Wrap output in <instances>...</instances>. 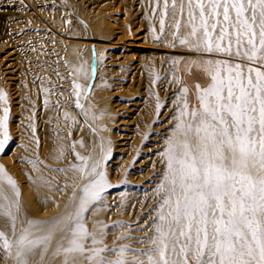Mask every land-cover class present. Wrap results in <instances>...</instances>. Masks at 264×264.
Wrapping results in <instances>:
<instances>
[{
	"label": "snow or ice",
	"instance_id": "1",
	"mask_svg": "<svg viewBox=\"0 0 264 264\" xmlns=\"http://www.w3.org/2000/svg\"><path fill=\"white\" fill-rule=\"evenodd\" d=\"M153 12L160 17L161 34L172 22L174 46L178 42L219 58L203 61L208 83L195 84V105L189 88L181 89L175 124L161 153L164 171L156 188L160 199L147 238L150 246L132 260L125 257L127 246L95 247L103 240L87 230L84 213L110 184L104 157L75 153L81 163L73 170L91 179L81 189L75 212L43 236L36 235L41 221L29 220L17 232L20 192L0 166V247L14 253L17 264H28L38 247L46 251L57 228L69 235L67 246L58 249L67 254L64 264H76L74 254L86 253L90 264H264V0H155ZM80 88L74 83V89ZM76 106L82 107L78 100ZM0 112L3 152L11 137L2 89ZM29 162L35 167V161ZM109 251L117 258L102 255Z\"/></svg>",
	"mask_w": 264,
	"mask_h": 264
},
{
	"label": "rangeland",
	"instance_id": "2",
	"mask_svg": "<svg viewBox=\"0 0 264 264\" xmlns=\"http://www.w3.org/2000/svg\"><path fill=\"white\" fill-rule=\"evenodd\" d=\"M23 1L6 2V0H0V54L4 56L5 53L3 52L8 49L11 50L13 47V44H6L9 34L12 32L9 28L12 27L13 13L23 12V16L19 18L20 24H23L21 29L23 33L29 32L27 35L31 36L30 41L24 39L23 42L33 43L30 50H23L22 54L26 53L25 55L21 54L17 61H13L9 72H6V69L3 68L5 65L0 62V89L6 92L8 97L10 109L9 135L11 137L5 145V150L0 152V166H3L6 173L16 181L19 192L21 189L19 175L21 168L26 171L35 170L37 183L43 189V193L57 192L63 196L69 193L71 201H73L72 212H75L79 197L82 195L81 189L88 181L76 194L71 188L68 190L65 182L71 179L74 174L73 165L77 163L75 153L81 152L85 146L80 144L83 136L92 137L93 134L96 135L97 133L93 130L97 127L100 133L96 139L104 144L110 143L108 149L104 147L97 158L93 157V159L104 157L103 170L107 174L110 186L105 188L103 192L111 194L114 191L119 194L108 197V199L111 198L110 201L107 200L109 202L100 205L91 204L88 211L84 213L85 225L90 233L96 234L98 238L103 240L102 244L95 245V247L118 249L121 246H127L128 250L125 252V257L132 260L138 253L150 246V244L145 243L148 242L147 238L152 234L150 225L152 217L155 216V206L160 199L156 194V188L161 181L148 190L146 187L142 188L146 181L137 182V188L139 184V189L145 191L135 197V204L130 205L129 202L133 198H129V188L135 189L129 181L130 173L137 167L132 168L134 158L128 157L127 153L121 157L125 151H118V144L122 141L118 138V133L125 131H118L122 127L118 123L100 129L96 124V119L99 116L101 106L110 110L111 101L115 97H118L119 100L134 102V100L142 97L140 92L146 90L147 87L150 95L145 106V111L148 113L145 117L150 119L149 124H157L161 121L159 118L164 113L166 115L162 121L166 124L169 132L165 136V142L163 141L162 146L157 151H153L157 153V156L152 160L153 163H160L159 166L164 171L161 153L166 147V139L171 135L175 124L173 117L176 115V109L179 106L178 98L181 95V89L182 87L189 88L192 104L195 105V87L191 88L186 84L185 79L177 72L173 58L151 56L143 61L145 66L143 72L142 70L141 72L138 71L135 73L136 76H133L130 91L126 92L125 88L121 87L122 92L109 96L112 94L109 89L113 90L116 85H110L105 79L98 83L99 87L105 89L104 98L99 99L93 96L91 91L99 70L108 67L104 61L105 53L109 51L107 43L120 41L117 39V36L120 35V32H117L119 26L128 25L131 28L132 36L136 34L145 35V37H150L155 41V36L159 35L160 40L165 44H173L172 32L174 29L171 27L172 22L169 21L168 30L161 34L160 17L153 12L155 0H36L35 4H39L38 7H43V11H33L32 15L29 14L32 7ZM4 14L9 15V21L2 19ZM124 14L128 15V20L124 19ZM101 21L105 22L103 27L97 25ZM126 37L124 36V38ZM156 48L146 49L159 53L169 52ZM122 49L115 47L112 51L119 53ZM98 51L100 59L97 58ZM216 58L219 57L207 55V59ZM132 61L133 58H128V60L120 61L114 67L120 66L123 69L124 65L130 64ZM127 71L130 72L131 69H127ZM163 75L166 77L161 79L167 78L168 90L172 91L157 93L158 86L161 85L158 82ZM191 79L192 86L197 83L206 86L208 83L206 74L204 78L194 75ZM74 83L80 84L81 88L74 89ZM128 83L129 81L126 84L128 85ZM77 100L82 107L76 106ZM157 104L160 105L159 108H157ZM125 113L121 116L131 115L130 112ZM66 115L69 118H66ZM117 116L114 117L117 118ZM30 125L34 126V131ZM20 128L25 133V141L22 139V142L19 136ZM37 140L39 146H37ZM143 140V142L141 141L142 144L150 142L147 138ZM23 142L24 145L21 146ZM85 150V157L86 155L90 157L87 153L89 151L87 145ZM116 156H119L117 160L121 164H114L113 166L121 165L122 175L112 183L110 167L105 168V165L110 164L115 159L113 157ZM152 156L153 154L150 155V157ZM29 161H35V167ZM135 163L136 161L133 162V164ZM145 171L141 170L140 172L144 173ZM5 188L6 193L11 196L12 193L7 185ZM137 208L141 209L135 219H132ZM114 215H120L118 220L112 219ZM17 216L19 218V212ZM135 227L136 231H133L132 228ZM101 229L103 235H101ZM121 237L125 238L121 239ZM110 242H112L111 247H109ZM87 244L93 247L90 239ZM3 250L0 247V252ZM39 250L40 247L28 256V263L41 256ZM109 252L102 253V255L117 258V253L108 255ZM7 255L12 258V264H17L14 253Z\"/></svg>",
	"mask_w": 264,
	"mask_h": 264
},
{
	"label": "bare ground",
	"instance_id": "3",
	"mask_svg": "<svg viewBox=\"0 0 264 264\" xmlns=\"http://www.w3.org/2000/svg\"><path fill=\"white\" fill-rule=\"evenodd\" d=\"M14 0H6V2H11ZM36 0H24L23 2L27 5L31 6V12L29 14L32 15V12L34 11H43V7L39 4H35ZM28 14V15H29ZM35 14V13H34ZM124 19L128 20V15L124 14ZM12 16V15H11ZM23 16V12H16L13 13V19L11 21L13 22L11 24L12 27L9 28L10 34L9 38H7L6 44H13L12 49L5 50L3 53H5L4 56L0 54V62L5 65L3 68L6 69V72L12 68L13 61H17L19 57H21V54L24 52L23 50H30L32 48L33 43L31 42H23L24 39L29 40L31 36L27 35L29 32H22L21 27L23 24H20L19 18ZM4 20L9 21V15H3ZM105 24L104 21L99 22L97 25L99 27H103ZM9 25V24H8ZM117 32H120V35L117 36V39L120 41H110L107 43V51L105 53V63L108 66L105 69H100L99 74L97 75V78L95 80V83L93 85V89L91 91V94L99 99L104 98L105 96V89L104 87H99L98 83L100 80L105 79L106 82H108L110 85H116L113 87V90L109 91L112 94H109V96L115 95L114 93H120L122 92L121 87L123 89L125 88V91H130V85L132 84L131 81L133 80V76H136V72H143L145 69L143 61L147 58H150L151 56H168L169 58H173L175 60V68L178 73L182 75V77L185 79V82L188 86L193 88L192 86V77L195 75L197 77L201 76L204 78L205 73L202 71L203 68V61L207 60V55L200 54L194 51L189 50L188 48L181 46L178 44V42H175L173 44H165L161 40H153L152 38H147L145 35L136 34L132 36L131 28L127 26H119V30ZM14 33V34H13ZM27 35V36H25ZM124 36H127L124 38ZM134 37V38H133ZM141 40V41H140ZM30 41V40H29ZM149 43V44H148ZM24 44V45H23ZM156 45V46H155ZM115 47H121L123 48L119 53L113 52L112 50ZM157 47V48H156ZM130 48V49H129ZM146 48H156L159 50L169 51L164 53H159L157 51H152ZM111 50V52H110ZM149 50V51H148ZM26 51V52H27ZM26 53L22 54L25 55ZM15 55V56H14ZM28 55V54H27ZM97 58L100 57L99 51L97 52ZM101 58V57H100ZM99 58V59H100ZM123 58L122 60H120ZM128 58H133V61L130 64L124 65L123 69L114 67L115 65H118L120 61L128 60ZM98 59V60H99ZM120 60V61H119ZM7 61V62H6ZM119 61V62H117ZM117 62V64H115ZM196 62V63H194ZM15 63V62H14ZM130 66V68H128ZM127 69H131L130 72L127 71ZM133 70V71H132ZM9 72V71H8ZM102 72V74H101ZM129 73V75H128ZM129 76V77H128ZM128 77V79H127ZM162 77L166 76H161ZM17 78V77H16ZM15 79V78H14ZM20 79V78H19ZM127 81H129L128 85L126 84ZM131 83V84H130ZM158 83L161 85L158 86L157 93H168L172 90H168L167 85V78L161 79ZM118 84H121L120 86H117ZM144 87V86H142ZM162 88V89H161ZM160 89V90H159ZM159 90V91H158ZM142 97L140 99H136L131 102H128V100H119L118 97H115L112 99V107L110 110H107L106 108H103L101 106L99 116L97 117L96 124L99 126L100 129L106 128L107 126H110L114 123H118L122 125L121 128L118 129V131H125L122 133H118V138L122 139L120 144H118V151L123 152L121 157L127 153V156L133 159L132 161H136L135 164L132 162V168L136 170L132 171L130 173V183L135 189L129 188V198L131 201L129 202L130 205H133L136 203L135 197H138L139 194L143 193L145 190L139 189V184L137 188V182L146 181L145 186L150 189V187H155L157 182H160L163 175V170L160 168L159 164L153 163V158L157 156L156 152L163 141L165 140V136L168 134V129L166 124L162 121L164 117L166 116L165 113L159 118L161 119L160 122L157 124L150 125V119L145 117L148 113L145 111L148 96L150 95L147 87L146 90H142L141 92ZM171 96V95H167ZM129 98V97H128ZM142 100V101H139ZM19 104V101H17ZM125 112H130L131 115L129 116H121ZM118 115L117 118L114 116ZM126 115V113H125ZM120 116V118H119ZM126 117V118H123ZM96 135L93 134L92 137L90 136H83L82 142L83 145H87L89 147V151L87 152L90 157L97 158L98 155L101 153V151L105 148L108 149L110 143L104 144L102 141L96 139L97 135L100 133V130L95 127L94 130ZM25 133L22 128L19 129V136L20 141H25ZM148 135H150L148 137ZM23 136V138H22ZM150 142L142 144L143 139H146ZM165 142V141H164ZM24 145V142L21 146ZM89 145V146H88ZM85 146L81 152H79L80 155L85 156ZM87 149V148H86ZM144 153V154H143ZM153 154L152 157L150 155ZM87 157V155H86ZM119 156L113 157L114 160L111 161L110 164H106L105 168L110 167V178L112 180V183L116 179H119L118 177L122 175L121 171V165L119 166H113L114 164H121L119 160H117ZM122 159V158H121ZM158 160V159H157ZM138 161V162H137ZM81 163L80 160L77 159V163L75 165H79ZM148 169H145V168ZM141 170H146L144 173H141ZM73 176L71 179H69L67 182V188L68 190L71 188L72 191H75L76 193H79L80 188L89 180L91 177L83 176L81 173L76 172L73 170ZM20 180H21V189H20V196H19V218L17 220V232L21 230L23 227H27V221H41L44 222L40 225H37L41 231L36 232L39 236L46 235V229L51 227L53 224H55L61 217H65L66 215H71L74 212H72V202L71 196L69 193L66 195H60L57 192H45L43 193V189L38 185L37 183V175L35 170H24L21 168L19 171ZM114 192V191H113ZM107 193L103 192L101 194V198L95 202L96 205H100L101 203H106L111 200V198L108 199V197H111V195H117L119 193ZM115 197V196H114ZM109 200V201H107ZM141 208H137L135 211V214H133L132 219H135L137 214L139 213V210ZM120 215H114L112 217L113 220H118V217ZM140 216V215H139ZM130 217V218H131ZM83 223L85 224V221L83 220ZM2 226V225H0ZM133 231H136V227L132 228ZM5 231H8L10 233V229H5ZM35 231V229H34ZM139 231V230H138ZM137 233V232H136ZM69 238V235L63 231H61L59 228H57L52 235V239L47 245V250L43 251V248L40 247L41 256L38 257L35 261H30L28 264H64V261L66 259L65 253L62 251H58V249L61 248V246H67V240ZM116 243V242H113ZM111 244V245H109ZM108 245L109 247L112 246V242H110ZM145 244H150V241L146 242ZM89 248H92V246H88ZM8 252L5 250L0 252V264H12V258L10 255H7ZM113 252H109L108 255H112ZM4 255V256H2ZM76 256V264H90V262L86 258V254L80 255V254H74ZM108 260H114L115 257H106ZM143 259V257H141ZM94 264V262H92Z\"/></svg>",
	"mask_w": 264,
	"mask_h": 264
}]
</instances>
